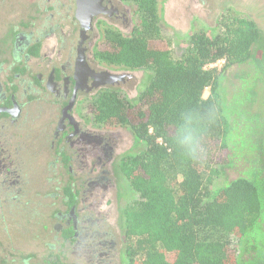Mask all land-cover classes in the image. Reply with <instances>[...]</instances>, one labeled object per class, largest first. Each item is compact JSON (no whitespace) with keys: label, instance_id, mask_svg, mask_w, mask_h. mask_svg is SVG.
<instances>
[{"label":"trees","instance_id":"obj_1","mask_svg":"<svg viewBox=\"0 0 264 264\" xmlns=\"http://www.w3.org/2000/svg\"><path fill=\"white\" fill-rule=\"evenodd\" d=\"M135 3L140 19L134 32L123 36L110 28L95 59L117 70H143L139 93L126 101L118 90H106L90 107L102 129H123L133 138L116 167L128 197L136 196L133 207L119 211L121 264H264V157L243 140L255 125L243 113L264 110L257 90L264 79V33L235 17L222 24V33L192 35L173 60L169 43L159 37L155 0ZM218 62L221 68L210 67ZM232 68H241L234 75L239 88L225 74ZM238 91L248 94L246 112L235 110ZM211 105L218 115L207 128V154L193 163L172 133L186 108ZM226 170L236 178L222 179Z\"/></svg>","mask_w":264,"mask_h":264},{"label":"flooded vegetation","instance_id":"obj_2","mask_svg":"<svg viewBox=\"0 0 264 264\" xmlns=\"http://www.w3.org/2000/svg\"><path fill=\"white\" fill-rule=\"evenodd\" d=\"M46 3L63 11L53 25L36 24L35 6L0 27V264H121L118 216L131 197L116 167L133 138L102 129L90 107L132 80L95 51L110 28L130 36L140 15L135 0Z\"/></svg>","mask_w":264,"mask_h":264},{"label":"rangeland","instance_id":"obj_3","mask_svg":"<svg viewBox=\"0 0 264 264\" xmlns=\"http://www.w3.org/2000/svg\"><path fill=\"white\" fill-rule=\"evenodd\" d=\"M52 1L55 2L56 0ZM160 2H162V6L159 10V37L169 43V50L173 60H179L181 58L192 35L199 34L201 32L209 36L222 33L224 30L222 24L230 22L235 17L253 21L264 33V0H160ZM35 6L38 9L36 15L38 19V21H36L37 25H42L46 21L53 25L55 23L54 18L61 19L63 16V11L52 10L51 12H44L46 6L51 7V3H46V0H0V27L9 25L20 11L23 12L26 10H33L36 8ZM51 15L54 16V18L51 17ZM125 35L128 34L125 33ZM262 43L264 45V37ZM222 64L223 62H218L213 67L219 69L222 67ZM240 69L241 68H232L227 70L225 73L232 78L231 83L236 88H239L241 84L235 81L234 75H236ZM129 73L130 76H132V80L121 93L122 98L126 101L137 97L140 84L144 78L143 70ZM247 83L249 84V82ZM228 88L230 91L233 89L231 84H228ZM257 88L258 96L260 98L259 102H261V98L264 96V79L258 82ZM208 94L209 92L206 91L203 96L204 99L208 97ZM247 95V93H243L242 91H238V93L233 95V102L236 111L239 106V110L246 112V106L249 104ZM258 109L259 110L257 112L259 115L256 114L253 116L243 113V115L248 116L249 119L246 118V121L250 120V125H252L253 122L255 123L251 129L246 131V134H252L253 136H250V138L243 137V140L247 146L251 147L255 153H257L255 156L264 157V110L260 111V106ZM125 136L129 139V141H132L129 133H125ZM35 145L38 144L36 143ZM129 148H132L131 143L127 145V150ZM36 155L37 154L35 153L33 157ZM255 159H257V161L259 160L258 158ZM34 164L35 170H40L39 164ZM236 176L237 174L233 170H226L222 179L232 180L236 178ZM119 184L123 188L127 187V184L121 179H119ZM135 199L136 196H133L129 202L131 207H133V200L135 201ZM114 204L115 201L108 202L104 206V209L110 212L113 209ZM26 219L30 221L31 224L33 220L34 224L37 221V219L35 220L31 218L29 220L28 218L22 216L17 217L15 222H20ZM31 224H22V226H27L25 229H31ZM35 230L36 229H33L34 233H29L28 231L23 230V233L28 232L27 234H30L32 237H37V232ZM12 235L16 239V236L14 234Z\"/></svg>","mask_w":264,"mask_h":264},{"label":"clouds","instance_id":"obj_4","mask_svg":"<svg viewBox=\"0 0 264 264\" xmlns=\"http://www.w3.org/2000/svg\"><path fill=\"white\" fill-rule=\"evenodd\" d=\"M215 105L205 110L189 107L181 112L179 123L172 133V142L180 153L193 163L202 162L207 154L206 132L217 119Z\"/></svg>","mask_w":264,"mask_h":264},{"label":"water","instance_id":"obj_5","mask_svg":"<svg viewBox=\"0 0 264 264\" xmlns=\"http://www.w3.org/2000/svg\"><path fill=\"white\" fill-rule=\"evenodd\" d=\"M117 78H115V77H112V78H110V81H111V83H116V80Z\"/></svg>","mask_w":264,"mask_h":264},{"label":"built area","instance_id":"obj_6","mask_svg":"<svg viewBox=\"0 0 264 264\" xmlns=\"http://www.w3.org/2000/svg\"><path fill=\"white\" fill-rule=\"evenodd\" d=\"M216 64H217V63H216ZM213 66H215V64L211 65L210 67H213Z\"/></svg>","mask_w":264,"mask_h":264}]
</instances>
